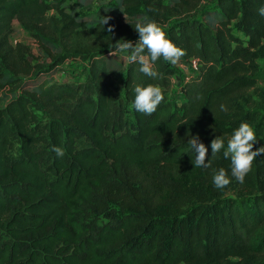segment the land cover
Masks as SVG:
<instances>
[{"label":"trees","instance_id":"obj_1","mask_svg":"<svg viewBox=\"0 0 264 264\" xmlns=\"http://www.w3.org/2000/svg\"><path fill=\"white\" fill-rule=\"evenodd\" d=\"M201 1L118 0V16L87 26L63 0H0V90L12 93L0 106V264H264V153L243 183L217 189L213 170L230 174V160L220 152L194 167L185 152L198 134L210 155L241 121L253 148L264 144V91L250 94L264 0H208L195 16ZM142 17L185 50L176 64L156 62L158 78L116 47L137 42ZM14 21L37 55L12 43ZM66 60L82 62L81 82L55 80ZM180 66L189 77L172 101ZM148 83L164 95L152 114L132 103Z\"/></svg>","mask_w":264,"mask_h":264},{"label":"clouds","instance_id":"obj_2","mask_svg":"<svg viewBox=\"0 0 264 264\" xmlns=\"http://www.w3.org/2000/svg\"><path fill=\"white\" fill-rule=\"evenodd\" d=\"M264 15V4L258 9ZM109 18L105 17L100 21L104 25ZM134 28L138 32V40L135 44L131 40L122 39L116 47L127 52L129 63L138 62L139 71L146 76L158 78L156 62L160 59L172 64H176L180 57L185 54V50L171 40L156 21L147 17L138 18ZM111 31V25L108 28ZM145 49L147 53L145 54ZM135 96L133 107L137 112L152 114L157 110L158 105L164 98L162 88L157 84L148 83L137 84L134 88ZM221 110H226L221 104ZM257 140L254 128L246 121H241L227 138L217 135L210 141L211 154L207 155L208 148L200 140L198 134L191 135L188 147L185 152L194 154L192 163L194 167L209 168L212 166V157L222 152L225 159L230 160V174L224 167L213 170L212 183L217 189L224 188L231 182V178L243 183L245 176L252 169L254 159L264 153V144L253 148V143ZM52 150L57 157L65 154V148L53 146ZM207 155V158H206Z\"/></svg>","mask_w":264,"mask_h":264},{"label":"rangeland","instance_id":"obj_3","mask_svg":"<svg viewBox=\"0 0 264 264\" xmlns=\"http://www.w3.org/2000/svg\"><path fill=\"white\" fill-rule=\"evenodd\" d=\"M52 1V0H45ZM208 0H202L200 6H198L195 16H200L202 11L207 9ZM77 0H63V4L75 9L76 18L84 20L87 26H93L101 18L108 17L110 15L118 16L122 11V8L118 6V0H83V5L77 4ZM87 4H90L89 6ZM88 6V7H82ZM48 14H55L53 10L48 11ZM13 29L11 34V41L13 44L20 42L31 50L34 55L38 54L37 46L34 40L29 36L28 32L16 21L13 22ZM235 34L238 35L244 42L245 37L238 31L234 30ZM258 62V84L257 87L251 90V96L256 100L260 92L264 91V57L257 60ZM182 67V66H181ZM179 77L189 76V71L185 67L179 69L177 72ZM55 80L68 82L70 84H77L84 78L83 64L81 61L66 60L61 65V71L55 75ZM174 79L172 80V87L169 91V98L173 100H180L181 97L178 94V85H174ZM12 93L10 90H0V106L4 105L5 102L11 98ZM128 119H131V113L127 115ZM80 144H82L80 142ZM13 154L17 153V147L12 151Z\"/></svg>","mask_w":264,"mask_h":264},{"label":"built area","instance_id":"obj_4","mask_svg":"<svg viewBox=\"0 0 264 264\" xmlns=\"http://www.w3.org/2000/svg\"><path fill=\"white\" fill-rule=\"evenodd\" d=\"M190 64H191L192 70H196L197 69V64H196V60L195 59H192L191 62H190ZM188 77L189 76H185L183 78V81H186L188 79Z\"/></svg>","mask_w":264,"mask_h":264},{"label":"crops","instance_id":"obj_5","mask_svg":"<svg viewBox=\"0 0 264 264\" xmlns=\"http://www.w3.org/2000/svg\"><path fill=\"white\" fill-rule=\"evenodd\" d=\"M179 69H182V67L180 66ZM173 79H174V81H175V82H174V83H175L174 85H175V86H176V85L179 86V83H180L179 76L175 74V75L173 76Z\"/></svg>","mask_w":264,"mask_h":264}]
</instances>
